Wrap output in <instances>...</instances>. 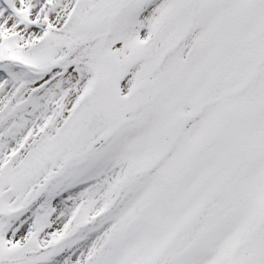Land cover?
<instances>
[{
    "label": "snow or ice",
    "instance_id": "snow-or-ice-1",
    "mask_svg": "<svg viewBox=\"0 0 264 264\" xmlns=\"http://www.w3.org/2000/svg\"><path fill=\"white\" fill-rule=\"evenodd\" d=\"M0 264H264V0H0Z\"/></svg>",
    "mask_w": 264,
    "mask_h": 264
}]
</instances>
